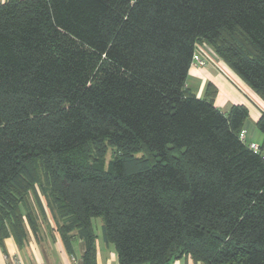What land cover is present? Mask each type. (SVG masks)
<instances>
[{"label":"trees","instance_id":"16d2710c","mask_svg":"<svg viewBox=\"0 0 264 264\" xmlns=\"http://www.w3.org/2000/svg\"><path fill=\"white\" fill-rule=\"evenodd\" d=\"M199 42L264 101V0L1 2L0 241L48 211L81 264L94 217L118 264H264V108L255 150L186 85Z\"/></svg>","mask_w":264,"mask_h":264},{"label":"crops","instance_id":"0c3cea01","mask_svg":"<svg viewBox=\"0 0 264 264\" xmlns=\"http://www.w3.org/2000/svg\"><path fill=\"white\" fill-rule=\"evenodd\" d=\"M3 1L0 0V3ZM199 48L202 49L203 54L195 51V55L204 60L205 64L201 66L193 65L189 68L188 74L190 72V79L196 86H193L187 80L186 85L196 95L202 96L206 91L207 84H213L216 88L213 97L214 105L224 112L233 104H243L248 110V116L241 134L244 135L247 142L260 145L262 137L259 136L258 138L252 128L254 125L256 126L261 110L264 108V101L212 50L211 53H208L201 46ZM222 106L225 107V110L221 108ZM250 123L252 124V130H249L250 128L246 129ZM35 213H37L35 217L36 230L26 226V238L22 245H18L11 235L0 241V264H81L84 252L82 241L79 239L73 240L71 243L72 255H69L56 230L55 220L50 213L48 211H45V215H39L38 211H35ZM106 246L105 248L96 243V264H118L114 250L108 253L110 247L109 245ZM171 264L201 263H195L189 257H182L174 259Z\"/></svg>","mask_w":264,"mask_h":264},{"label":"rangeland","instance_id":"374dc122","mask_svg":"<svg viewBox=\"0 0 264 264\" xmlns=\"http://www.w3.org/2000/svg\"><path fill=\"white\" fill-rule=\"evenodd\" d=\"M202 47L203 49H206L207 50V52L208 53H211V48H210V46H208L207 45V43H204V42H199L198 43V45L196 46V52L197 53H199V54H203L202 52H201V50L202 49H200L199 47ZM198 57V56H197ZM199 58V57H198ZM200 59V58H199ZM202 60V59H201ZM205 62V61H204ZM192 66V65H191ZM191 71V70H190ZM190 72H189V74H188V78H187V82L189 81L190 82V84H192L193 86H196L192 81H191V79H190ZM217 105V104H216ZM222 109H224L225 110V107L224 106H222L221 107ZM248 128H246V129H249V130H252V129H254V132H255V135L259 138V136L260 137H262L261 136V133L256 129V126L254 125V127L252 128V124L250 123L248 126H247ZM252 128V129H251ZM253 132V133H254ZM138 155H141V153H139ZM113 156V151H112V149L110 148V147H106V151H105V160L107 161V160H109L111 157ZM92 224H93V229H94V232H95V234H96V236H97V243H98V245L99 246H103V247H107L105 244H104V242L102 241V239H101V226H102V219H101V217H94V218H92ZM109 247H110V249H108V253H109V251L110 252H113V244L112 243H109ZM110 255V254H109Z\"/></svg>","mask_w":264,"mask_h":264},{"label":"built area","instance_id":"2783aa9c","mask_svg":"<svg viewBox=\"0 0 264 264\" xmlns=\"http://www.w3.org/2000/svg\"><path fill=\"white\" fill-rule=\"evenodd\" d=\"M191 64H192V66H193V65H194V66H201V65H204L205 62H204V60H201V59H199L196 55H194ZM241 138L245 139L244 135H241ZM245 141H246V140H245ZM247 143H248V146H249L250 148L257 150V148H258V145H257V144H255V143H253V142H247Z\"/></svg>","mask_w":264,"mask_h":264}]
</instances>
